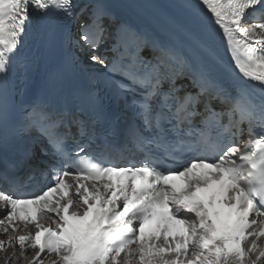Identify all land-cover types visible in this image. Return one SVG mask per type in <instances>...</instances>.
<instances>
[{
  "label": "snow or ice",
  "instance_id": "1",
  "mask_svg": "<svg viewBox=\"0 0 264 264\" xmlns=\"http://www.w3.org/2000/svg\"><path fill=\"white\" fill-rule=\"evenodd\" d=\"M183 7L203 51L226 42L232 79L163 46L141 55L102 0H0V149L24 157L0 165L5 264H264V0ZM67 44L107 69L127 118L91 87L57 106L60 75L34 93L41 54Z\"/></svg>",
  "mask_w": 264,
  "mask_h": 264
},
{
  "label": "bare ground",
  "instance_id": "2",
  "mask_svg": "<svg viewBox=\"0 0 264 264\" xmlns=\"http://www.w3.org/2000/svg\"><path fill=\"white\" fill-rule=\"evenodd\" d=\"M1 238L3 239H6V237H3V236H0ZM260 245H263L264 246V239H261V241H259ZM255 253L251 254L252 256V259H255ZM4 256L5 254L4 253H0V259H4ZM28 256H29V260L31 259V253L29 252L28 253ZM15 264H25V262L23 260H18L15 262Z\"/></svg>",
  "mask_w": 264,
  "mask_h": 264
},
{
  "label": "rangeland",
  "instance_id": "3",
  "mask_svg": "<svg viewBox=\"0 0 264 264\" xmlns=\"http://www.w3.org/2000/svg\"><path fill=\"white\" fill-rule=\"evenodd\" d=\"M0 264H5V259H0Z\"/></svg>",
  "mask_w": 264,
  "mask_h": 264
}]
</instances>
